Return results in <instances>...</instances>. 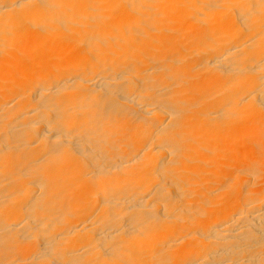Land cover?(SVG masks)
<instances>
[{
	"label": "bare ground",
	"instance_id": "obj_1",
	"mask_svg": "<svg viewBox=\"0 0 264 264\" xmlns=\"http://www.w3.org/2000/svg\"><path fill=\"white\" fill-rule=\"evenodd\" d=\"M0 264H264V0H0Z\"/></svg>",
	"mask_w": 264,
	"mask_h": 264
}]
</instances>
